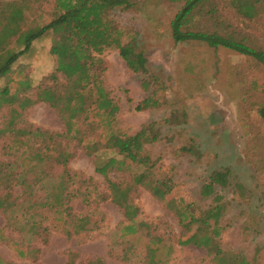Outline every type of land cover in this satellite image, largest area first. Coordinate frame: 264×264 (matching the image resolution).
<instances>
[{
    "label": "trees",
    "instance_id": "1",
    "mask_svg": "<svg viewBox=\"0 0 264 264\" xmlns=\"http://www.w3.org/2000/svg\"><path fill=\"white\" fill-rule=\"evenodd\" d=\"M170 1L178 6L170 22L174 42L196 41L211 48L228 49L253 59L264 68V48L246 31L263 20L264 0H225L224 6H219L216 0ZM28 3L29 0H0V80H3L0 117L6 110L12 115L0 127V142L11 139L4 147L5 160L0 161V214L7 216V224L45 244L47 228H42L41 223L45 220L42 211L47 208L60 215L56 227L73 224L72 231H65L67 236L88 234L93 230L94 223L88 216H76L72 212L73 198L77 196L89 205L92 194L91 191L78 194L70 190L77 182L75 175L67 171L71 154L54 140L55 137L66 138L76 141L95 158V171L104 179L109 192L107 196L103 194L102 201L108 197L122 211L125 222L119 224V238L130 237L137 242L146 239L144 250L136 254L146 252V264H160L157 254L163 236L158 235L153 223L136 221L140 208L132 196L138 187L164 203L176 218L180 231L174 244L204 249L216 264H257L243 253L226 251L219 245L226 228L221 224L222 219L231 204L220 193L232 185L228 169L210 174L200 190L202 198H210V204L201 208L176 196L175 185L166 170L160 165L157 167L145 151V145L159 141L161 133L157 123L143 125L133 134L117 129L120 106L105 85L107 68L103 54L106 50L115 49L130 72L143 76L140 88L146 97L135 110H155L167 104L166 87L149 74L148 61L136 35L110 18L113 11L129 10L134 3L130 0H52L48 18L39 13L30 23L26 19ZM47 33L53 38L50 48L53 61L60 56L67 63V69L53 64L51 73L34 89L27 68L17 67V63L32 44ZM38 103L57 111L64 123V134L48 137L39 129L18 128L23 114ZM255 113L264 124V102ZM174 120L173 113L160 125L171 126ZM36 138L43 139L38 149L31 152L21 149ZM176 152L180 157L201 158L194 144L182 146ZM50 159L62 168V173L56 185L47 188L45 168L40 165ZM34 161L36 163L31 164ZM112 172L128 174L130 181H112L109 178ZM234 187L239 197L246 198L243 185L236 183ZM26 248L18 242L12 243L20 259L40 252ZM168 248L173 253L174 247ZM122 259L128 260L125 255ZM0 264L13 263L0 259ZM66 264H74V261ZM89 264L102 262L97 259Z\"/></svg>",
    "mask_w": 264,
    "mask_h": 264
},
{
    "label": "rangeland",
    "instance_id": "2",
    "mask_svg": "<svg viewBox=\"0 0 264 264\" xmlns=\"http://www.w3.org/2000/svg\"><path fill=\"white\" fill-rule=\"evenodd\" d=\"M29 1L26 9L29 23L37 19L39 13L48 18L52 0ZM130 1L134 3L133 8L115 10L110 18L136 35L147 58L149 74L166 87L167 104L155 110H135L146 97L140 88L143 76L130 72L115 49L106 50L103 54L107 68L105 85L120 106L117 129L133 134L143 125L157 123L161 133L159 141L145 145V151L157 167L160 165L166 170L175 185L176 196L201 208L210 204V198L201 197V187L212 172L228 169L232 185L220 193L231 204L222 219L221 224L226 228L219 245L226 251L241 252L255 263L264 264V124L255 113L258 105L264 102V68L253 59L228 49H215L196 41L174 42L170 22L178 6L170 0ZM216 2L219 6L225 5V0ZM261 22L264 23V17L246 31L264 48V24ZM52 41V34L47 33L34 42L17 63V67L27 68L34 89L51 73L53 64L67 69V63L60 56L53 61ZM2 86L3 80H0ZM173 113V125H160ZM11 116L10 111H3L0 127ZM18 128L39 129L48 137L64 134L61 117L44 103L29 108ZM54 140L71 154L67 171L75 175L77 182L70 190L78 194L91 191L89 205L77 196L70 205L76 216L90 218L93 230L88 234L67 236L65 231H72L73 224L56 227L60 215L46 208L42 211L45 220L41 223L42 228H47L44 244L29 233L14 230L7 224V216L0 214V259L13 264H66L69 260L74 264H89L97 259L102 264H146V252L136 256L144 250L146 239L137 242L130 237L119 238V224L125 221L122 211L108 197L102 201L103 194L107 196L109 192L104 179L95 171V158L76 141L56 137ZM10 141L0 142V161L5 160L4 147ZM42 141V138L31 139L21 149L31 152L38 149ZM190 144L199 149L200 159L178 156L176 151ZM42 165L45 186L54 187L62 168L53 159ZM109 178L117 182L130 181L129 175L122 173L112 172ZM236 183L246 189V198L239 197L234 187ZM132 199L140 208L136 221L153 223L158 235L163 236L157 254L160 264H216L204 249L174 244L180 230L164 203L142 187H138ZM13 242L40 252L20 259L12 249ZM169 246L174 247L173 253ZM124 255L128 260L122 259Z\"/></svg>",
    "mask_w": 264,
    "mask_h": 264
}]
</instances>
